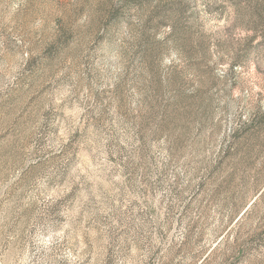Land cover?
<instances>
[{
    "label": "rangeland",
    "instance_id": "374dc122",
    "mask_svg": "<svg viewBox=\"0 0 264 264\" xmlns=\"http://www.w3.org/2000/svg\"><path fill=\"white\" fill-rule=\"evenodd\" d=\"M0 264H264V0H0Z\"/></svg>",
    "mask_w": 264,
    "mask_h": 264
}]
</instances>
